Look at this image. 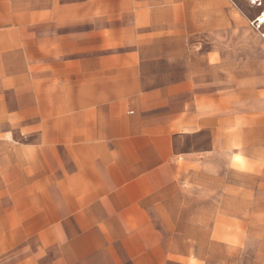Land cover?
I'll return each instance as SVG.
<instances>
[{"label":"crops","instance_id":"1","mask_svg":"<svg viewBox=\"0 0 264 264\" xmlns=\"http://www.w3.org/2000/svg\"><path fill=\"white\" fill-rule=\"evenodd\" d=\"M159 3L54 45L21 127L36 145L0 156V216L35 239L0 264H238L230 235L264 226V85L233 50L188 47L204 0Z\"/></svg>","mask_w":264,"mask_h":264},{"label":"rangeland","instance_id":"2","mask_svg":"<svg viewBox=\"0 0 264 264\" xmlns=\"http://www.w3.org/2000/svg\"><path fill=\"white\" fill-rule=\"evenodd\" d=\"M136 1L144 4L148 0H0V156L4 155L6 146L36 145L37 137L21 135V127L28 122L35 126V110L32 116H27L26 110L35 109L43 78L51 75L50 70H43V65H53L54 45L68 33L118 29L132 24ZM152 1L160 4L163 0ZM176 1L185 4L186 14L196 13L195 0ZM203 5L204 35L197 36L196 26L187 25L189 32L194 33L189 36L188 47H216L231 59L236 55L238 81L251 79L253 89L264 85V23L259 24L264 16V0H224L223 4L204 0ZM147 16L142 13L141 18ZM226 17L230 23H221ZM196 143V138L189 139L182 144V149L196 147ZM260 171L264 169L251 170ZM7 222L6 217L0 216V261L19 252L22 240L35 239L30 233L11 230ZM250 228L252 232H245L237 226L229 237L238 248L243 242L248 244L246 250L241 249L246 255L237 257L234 263L260 264L263 260L264 232L261 229L264 230V226Z\"/></svg>","mask_w":264,"mask_h":264},{"label":"bare ground","instance_id":"3","mask_svg":"<svg viewBox=\"0 0 264 264\" xmlns=\"http://www.w3.org/2000/svg\"><path fill=\"white\" fill-rule=\"evenodd\" d=\"M254 1H259V0H254ZM264 23V16H262L261 18H260V21H259V24L261 25V24H263ZM237 158H239V157H237ZM243 159V158H242ZM242 159H237L236 161H237V163H238V165L239 166H242L244 163H243V161H244V159H243V161H242Z\"/></svg>","mask_w":264,"mask_h":264}]
</instances>
